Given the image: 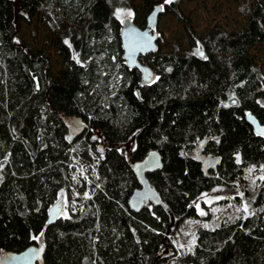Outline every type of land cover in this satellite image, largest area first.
<instances>
[{
  "label": "trees",
  "instance_id": "trees-1",
  "mask_svg": "<svg viewBox=\"0 0 264 264\" xmlns=\"http://www.w3.org/2000/svg\"><path fill=\"white\" fill-rule=\"evenodd\" d=\"M235 1L243 29L199 35L182 0H159L183 24L188 47L148 56L158 80L138 99L140 74L123 65L118 36L134 0H0V252L42 243L43 264H264V137L244 119L250 112L264 122V74L248 57L264 46V0ZM36 18L61 56L58 76L21 36ZM203 143L215 171L203 172L191 154ZM150 150L163 167L147 178L168 212L134 213L128 159ZM216 187L217 215L230 216L198 226L177 255L169 229L198 219L193 202ZM62 195L66 213L47 225ZM243 200L244 216L230 208Z\"/></svg>",
  "mask_w": 264,
  "mask_h": 264
},
{
  "label": "rangeland",
  "instance_id": "rangeland-1",
  "mask_svg": "<svg viewBox=\"0 0 264 264\" xmlns=\"http://www.w3.org/2000/svg\"><path fill=\"white\" fill-rule=\"evenodd\" d=\"M133 3L135 11L128 15L133 16L134 21L138 22V24H142L151 9L159 3V0H134ZM238 6L239 3L235 0H182L180 10L190 19V25L194 32L203 35L213 27L236 31L243 29L247 21L245 16L240 13ZM183 27V24L171 14H162L160 16L157 30L159 32L158 43L161 53L169 52L174 47H178L179 52L187 49L188 43ZM21 36L33 50H43L50 56L52 61V74L58 76L63 67L62 59L53 48L52 34L46 29L45 24L39 18H36L29 26L22 24ZM248 57L254 63L261 65V70L264 74V46L257 45L250 49ZM148 58V56L144 57L141 59V62L152 66ZM133 140V137L129 140L131 145L133 144ZM98 144L102 145L101 143ZM128 146L131 147L130 145ZM200 146L201 144L196 149L199 150ZM195 155L194 152L193 156ZM259 168H261L260 171L264 174V165H260ZM222 197V191L219 187L202 193L192 205L196 214L199 215V218L194 221H185L183 225L169 229L168 233L172 237L173 249L177 255L190 250L194 243V232L198 226L213 228L218 224L220 217L228 218L230 216V212L222 213L219 217L217 215L219 207L216 204ZM61 198H63V211L61 212V215H63L66 213L67 200L65 195H62ZM230 208L233 211L242 210V216L250 213L249 204L245 200L241 204L234 205ZM245 208H247L246 211ZM201 212L204 215H201ZM207 214H209V217L206 221L200 219Z\"/></svg>",
  "mask_w": 264,
  "mask_h": 264
},
{
  "label": "water",
  "instance_id": "water-1",
  "mask_svg": "<svg viewBox=\"0 0 264 264\" xmlns=\"http://www.w3.org/2000/svg\"><path fill=\"white\" fill-rule=\"evenodd\" d=\"M163 5V11L160 6ZM164 13V4L157 3L145 18L143 27H139L133 16H125L120 20L119 43L123 65L129 69H136L140 74L136 98L140 99L139 88L149 87L157 82L158 76L148 64L141 62V57H146L158 52L159 32L157 30L160 16ZM203 53H200L202 56ZM246 123L251 127L254 135L264 137V122L261 123L252 113L244 116ZM130 169L138 183L127 199V207L134 213H139L147 205L161 206L166 212L168 207L155 187L151 185L147 174L160 171L163 159L159 151L150 150L138 161L128 159ZM207 172V169H203ZM63 211V198L57 199L47 210L46 224L51 225L57 221ZM44 245L39 243L31 245L19 252H0V264H43ZM187 264H195L188 262Z\"/></svg>",
  "mask_w": 264,
  "mask_h": 264
},
{
  "label": "flooded vegetation",
  "instance_id": "flooded-vegetation-1",
  "mask_svg": "<svg viewBox=\"0 0 264 264\" xmlns=\"http://www.w3.org/2000/svg\"><path fill=\"white\" fill-rule=\"evenodd\" d=\"M205 145L206 144L203 143V144H201L199 150L195 149V151H194L195 154H196L195 157L198 160V162L201 164L202 170L203 169H207V172H210L212 170L215 171L216 164H217V159L214 158L211 155H206L204 153V147H205ZM100 150H102V149L100 148ZM191 154L193 155L194 153H191ZM209 176H210V174H209Z\"/></svg>",
  "mask_w": 264,
  "mask_h": 264
},
{
  "label": "snow or ice",
  "instance_id": "snow-or-ice-1",
  "mask_svg": "<svg viewBox=\"0 0 264 264\" xmlns=\"http://www.w3.org/2000/svg\"><path fill=\"white\" fill-rule=\"evenodd\" d=\"M172 2H173V0H165V3H168V4H170V3H172ZM160 9H161V11H163V5L160 6ZM65 43L67 44L68 41L65 40ZM198 51H199V50H198ZM262 179H264V177H262ZM85 195H87V194H85ZM246 210H247V208H245V211H246ZM200 214H201V215H204L203 212H201ZM42 235H43V233H40L39 236H35V237H33V239L40 240V237H41Z\"/></svg>",
  "mask_w": 264,
  "mask_h": 264
},
{
  "label": "bare ground",
  "instance_id": "bare-ground-1",
  "mask_svg": "<svg viewBox=\"0 0 264 264\" xmlns=\"http://www.w3.org/2000/svg\"><path fill=\"white\" fill-rule=\"evenodd\" d=\"M217 165V164H216ZM209 169V168H208Z\"/></svg>",
  "mask_w": 264,
  "mask_h": 264
}]
</instances>
